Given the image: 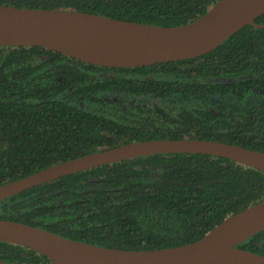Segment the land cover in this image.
Segmentation results:
<instances>
[{"label": "trees", "instance_id": "obj_1", "mask_svg": "<svg viewBox=\"0 0 264 264\" xmlns=\"http://www.w3.org/2000/svg\"><path fill=\"white\" fill-rule=\"evenodd\" d=\"M218 0H0L159 27ZM264 24V14L255 20ZM199 139L264 154V29L246 26L201 57L104 68L41 47H0V186L149 140ZM264 199V173L225 158L163 154L96 167L0 202V220L122 250L180 247ZM264 256V231L238 246ZM0 261L48 258L0 242Z\"/></svg>", "mask_w": 264, "mask_h": 264}, {"label": "water", "instance_id": "obj_2", "mask_svg": "<svg viewBox=\"0 0 264 264\" xmlns=\"http://www.w3.org/2000/svg\"><path fill=\"white\" fill-rule=\"evenodd\" d=\"M264 0H218L197 20L159 27L63 9L0 5V47H41L78 62L104 68H137L208 54L255 20ZM163 154L225 158L264 173V154L199 139L132 142L66 161L0 186V202L33 187L96 167ZM264 231V199L180 247L122 250L78 242L27 224L0 220V242L31 249L44 264H264V256L238 246ZM0 264H13L0 261Z\"/></svg>", "mask_w": 264, "mask_h": 264}]
</instances>
